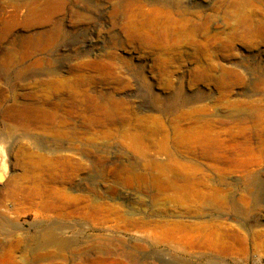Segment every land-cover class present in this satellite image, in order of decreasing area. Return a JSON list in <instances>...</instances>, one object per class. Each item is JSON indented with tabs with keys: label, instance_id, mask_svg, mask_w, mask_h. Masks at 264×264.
<instances>
[{
	"label": "rangeland",
	"instance_id": "1",
	"mask_svg": "<svg viewBox=\"0 0 264 264\" xmlns=\"http://www.w3.org/2000/svg\"><path fill=\"white\" fill-rule=\"evenodd\" d=\"M45 1L0 0V264H264V0Z\"/></svg>",
	"mask_w": 264,
	"mask_h": 264
},
{
	"label": "bare ground",
	"instance_id": "2",
	"mask_svg": "<svg viewBox=\"0 0 264 264\" xmlns=\"http://www.w3.org/2000/svg\"><path fill=\"white\" fill-rule=\"evenodd\" d=\"M22 2V1H21ZM25 4V3H24ZM51 2H49L48 0H46L44 3H38L36 5H33V7H30V5L27 4V11L28 15L31 16H36L37 18H40V20H44L43 17L47 20L48 16H46L47 14H50V8L51 6ZM20 7V5H19ZM22 8V6H21ZM53 11V10H52ZM25 12V11H24ZM16 17V16H15ZM47 17V18H46ZM10 24V23H9ZM16 26V25H15ZM29 48V47H28ZM40 51V50H39ZM30 55L32 54L29 53ZM12 56V54H11ZM17 57V56H16ZM55 60V59H53ZM20 61V60H19ZM24 62V61H23ZM38 60L37 62L33 63V64H38ZM55 74V73H54ZM53 82V81H52ZM55 82V81H54ZM57 83V82H56ZM54 84V83H53ZM52 85V84H51ZM54 86V85H53ZM52 86V87H53ZM30 96V95H29ZM29 98V97H28ZM22 100V99H21ZM33 101V100H32ZM15 106L9 110L8 114L11 116V118H17V119H21V118H26V120L28 119L29 122H35L36 124L40 125V124H45V122L47 121V117L46 116V111L44 110L43 106L36 103L32 104L28 102V99L25 98L23 99V102L20 103L18 102V100L15 101ZM27 111V112H25ZM46 120V121H45ZM51 121V120H50ZM53 121V120H52ZM7 177L6 175V166H0V182L3 183L2 180H5V178ZM65 229V228H64ZM49 237H51V240H56V242L60 245H67V243L65 241H61V240H57L56 237L53 235V233H51L49 235ZM48 240V239H47ZM63 240V239H62ZM46 245V244H45ZM48 245V244H47ZM67 247V246H66ZM68 248V247H67ZM96 251V250H95Z\"/></svg>",
	"mask_w": 264,
	"mask_h": 264
}]
</instances>
